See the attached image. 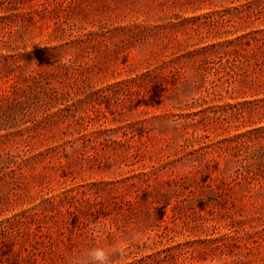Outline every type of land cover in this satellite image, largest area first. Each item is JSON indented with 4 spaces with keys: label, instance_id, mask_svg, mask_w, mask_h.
Listing matches in <instances>:
<instances>
[{
    "label": "rangeland",
    "instance_id": "374dc122",
    "mask_svg": "<svg viewBox=\"0 0 264 264\" xmlns=\"http://www.w3.org/2000/svg\"><path fill=\"white\" fill-rule=\"evenodd\" d=\"M97 236L264 264V0H0V264Z\"/></svg>",
    "mask_w": 264,
    "mask_h": 264
},
{
    "label": "clouds",
    "instance_id": "9594fccd",
    "mask_svg": "<svg viewBox=\"0 0 264 264\" xmlns=\"http://www.w3.org/2000/svg\"><path fill=\"white\" fill-rule=\"evenodd\" d=\"M101 237L97 236V246L86 249L81 256L74 257L70 264H125L128 255V241L117 239L111 247H105L99 243Z\"/></svg>",
    "mask_w": 264,
    "mask_h": 264
}]
</instances>
